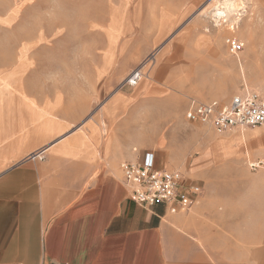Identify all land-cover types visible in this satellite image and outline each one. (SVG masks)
<instances>
[{
  "label": "rangeland",
  "instance_id": "obj_1",
  "mask_svg": "<svg viewBox=\"0 0 264 264\" xmlns=\"http://www.w3.org/2000/svg\"><path fill=\"white\" fill-rule=\"evenodd\" d=\"M215 3L0 0V75L18 97L26 93L56 107L50 111L82 136L97 131L96 172L109 164L122 181L118 163L147 150L157 165L179 168L187 179L209 184L217 208L240 219L217 223L228 241L243 248L250 241L248 192L253 187L264 196V178H253L264 169L248 167L242 135L263 128L217 133L188 121L184 111L190 98L227 101L244 87L264 97V0H236L238 13L218 21ZM228 36L244 43L237 55L227 50ZM237 56L243 69L233 68ZM139 67L142 77L130 85ZM228 135L236 137L238 151L223 143ZM246 145L249 157H255ZM224 169L236 173H220ZM255 244L264 246V237L251 247ZM243 257L264 264V254Z\"/></svg>",
  "mask_w": 264,
  "mask_h": 264
},
{
  "label": "crops",
  "instance_id": "obj_2",
  "mask_svg": "<svg viewBox=\"0 0 264 264\" xmlns=\"http://www.w3.org/2000/svg\"><path fill=\"white\" fill-rule=\"evenodd\" d=\"M237 57L233 68L243 69ZM13 88L0 75V264H251L243 254H264V246L251 247L264 237V196L253 187L245 219L250 241L242 248L218 224L240 219L217 208L209 184L200 185L184 214L135 203L108 162L96 172V130L82 136L50 111L56 107L18 97ZM262 128L248 132L254 138L242 135L247 161L264 159ZM222 141L238 151L233 135ZM40 152L41 159L32 157Z\"/></svg>",
  "mask_w": 264,
  "mask_h": 264
},
{
  "label": "built area",
  "instance_id": "obj_3",
  "mask_svg": "<svg viewBox=\"0 0 264 264\" xmlns=\"http://www.w3.org/2000/svg\"><path fill=\"white\" fill-rule=\"evenodd\" d=\"M224 42L232 55H237L244 47L235 36L226 37ZM141 77L140 70H133L128 83L135 85ZM184 116L188 121L209 126L217 133L264 127V97L260 92L244 87L227 101L190 98ZM32 157H36V153ZM248 167L251 170L264 169V159L248 161ZM118 168L130 199L141 205L161 204L170 213L186 212L201 193L200 185L188 183L179 168H158L151 151H142L133 160L120 161Z\"/></svg>",
  "mask_w": 264,
  "mask_h": 264
},
{
  "label": "bare ground",
  "instance_id": "obj_4",
  "mask_svg": "<svg viewBox=\"0 0 264 264\" xmlns=\"http://www.w3.org/2000/svg\"><path fill=\"white\" fill-rule=\"evenodd\" d=\"M232 12L238 13L237 3L234 0H222V2H219L217 0V3L213 5V16L215 17L216 21H218V19L220 20L221 18L226 17ZM138 70L141 71L142 67H139ZM255 134L249 135V139L254 138ZM36 157L41 159L43 156L40 152L36 154Z\"/></svg>",
  "mask_w": 264,
  "mask_h": 264
}]
</instances>
